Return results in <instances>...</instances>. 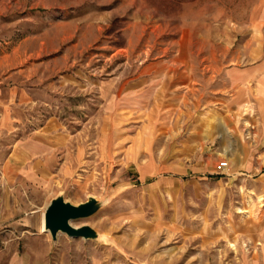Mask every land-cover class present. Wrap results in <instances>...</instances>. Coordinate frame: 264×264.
<instances>
[{"label": "rangeland", "instance_id": "1", "mask_svg": "<svg viewBox=\"0 0 264 264\" xmlns=\"http://www.w3.org/2000/svg\"><path fill=\"white\" fill-rule=\"evenodd\" d=\"M0 98V250L62 193L73 264H264V0H0Z\"/></svg>", "mask_w": 264, "mask_h": 264}, {"label": "crops", "instance_id": "2", "mask_svg": "<svg viewBox=\"0 0 264 264\" xmlns=\"http://www.w3.org/2000/svg\"><path fill=\"white\" fill-rule=\"evenodd\" d=\"M12 95L13 96L11 97L10 104H15V102L19 100L17 97L15 100L14 94ZM166 98L167 97H164V100L162 101L159 98V102L163 103L154 107L159 111L154 112L155 109H153V113H155L156 115L155 117H152H157V121L159 122L161 121V116H163L162 120H164L166 115H170V111L168 110V108L170 106H173L174 102L176 101L175 98H169L167 100ZM5 107L6 106L4 105V101L0 98V125L4 123L5 119L10 118V115L7 113ZM149 111H147L148 115H150ZM167 119L168 117H166V120ZM157 126L163 127L164 129L169 128V124L167 121L165 123L157 124ZM101 130L117 129H112V126H104ZM100 141V150L102 151V154L107 155V152H110L112 147V132H110L109 135L105 136L104 139ZM14 151L17 152H13L10 159H8V161H6L3 165L7 167V174L3 173V178L6 182L15 180V177H17V175L14 173L16 171H19L20 164L22 163L21 159L26 156L25 152H21L19 150ZM29 151H31V149H29ZM44 161L46 165H49L48 158L45 157ZM40 164V160H35L34 162H32V168H40ZM11 171L13 174H10ZM55 246L56 244L50 241V239H48L42 232L38 234H31V236H29L27 240L23 242L21 250H16L15 245L13 246V248H9V250H0V264H73L70 261H65L63 258H59L58 256L54 255Z\"/></svg>", "mask_w": 264, "mask_h": 264}, {"label": "water", "instance_id": "3", "mask_svg": "<svg viewBox=\"0 0 264 264\" xmlns=\"http://www.w3.org/2000/svg\"><path fill=\"white\" fill-rule=\"evenodd\" d=\"M104 202L95 196L79 204L66 200L62 193L57 194L47 204L43 213L45 230L56 240L59 233H66L70 237L99 240L102 235L91 225H75L73 221L86 219L97 213Z\"/></svg>", "mask_w": 264, "mask_h": 264}, {"label": "bare ground", "instance_id": "4", "mask_svg": "<svg viewBox=\"0 0 264 264\" xmlns=\"http://www.w3.org/2000/svg\"><path fill=\"white\" fill-rule=\"evenodd\" d=\"M41 231H42V232H47V231L45 230V226H44V223H43V217H42V223H41Z\"/></svg>", "mask_w": 264, "mask_h": 264}]
</instances>
